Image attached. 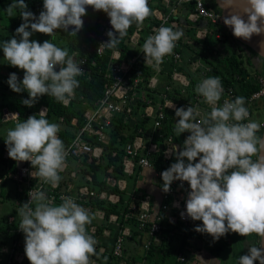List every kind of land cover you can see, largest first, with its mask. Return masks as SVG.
<instances>
[{
  "label": "clouds",
  "instance_id": "clouds-1",
  "mask_svg": "<svg viewBox=\"0 0 264 264\" xmlns=\"http://www.w3.org/2000/svg\"><path fill=\"white\" fill-rule=\"evenodd\" d=\"M218 6L227 11L223 23L234 37L247 41L264 35V0H219ZM87 7L109 18L112 30L99 47L110 49L117 47L134 23L140 27L152 15L149 0H43L38 16L28 10L25 0H15L4 9L9 17L19 10L22 20L10 39L0 41V50L10 66L23 70L22 80L16 73H10L7 80L13 92H27L23 105L32 107L45 95L65 105L75 99L85 61L51 39L41 43L30 37L33 33L52 37L57 30L76 37ZM182 35V30L172 26L155 29L142 46L144 63L158 68L165 56L172 55ZM259 47L264 55V40ZM224 91L216 75L197 83L195 92L211 107L208 113L198 106L175 107L169 102L178 118L176 136L189 135L182 146L171 145L166 153L174 155L175 162L161 172L162 191L169 192L174 181L187 182L190 191L181 217L201 222L194 231L213 241L229 232L241 237L255 234L258 243L249 246L236 264H264V135L259 134L264 124L250 118L243 96L219 103ZM46 111L26 120L14 114L16 122L4 143L10 159L30 162L31 177L57 188L60 173L67 167V151L58 135L60 125L50 122ZM27 195L28 201L18 207V228L24 234V253L30 264H94L91 257L96 255L98 241L87 227L94 218L90 210L71 196H62L56 204L41 188H32ZM188 264H220V260L194 254Z\"/></svg>",
  "mask_w": 264,
  "mask_h": 264
},
{
  "label": "built area",
  "instance_id": "built-area-1",
  "mask_svg": "<svg viewBox=\"0 0 264 264\" xmlns=\"http://www.w3.org/2000/svg\"><path fill=\"white\" fill-rule=\"evenodd\" d=\"M161 2L162 5L166 7L167 11L163 12L160 9H154L151 18L152 21L155 20L158 24H152L150 26L149 31L146 34L144 33L145 35L142 38V42H140V32H143L144 29L141 28V26L136 28L129 38L135 55L124 57L119 50L114 49L110 53L105 70L103 71L105 83L103 85L101 97L95 102L93 108L84 110L81 120L77 117L72 118L70 125L75 134L66 146L67 167L65 171L60 173L62 179L59 187L52 188L50 185L43 184L39 178L34 179L31 177L30 172L32 171V167L30 162H24L23 167H17V161H14L15 171H10L9 166L5 168V175L0 178V184L4 181H13L15 183V206L17 209L21 204L28 201L29 197L27 193L32 188L43 189L49 198L56 204L61 202L62 196H71L78 204L82 201H103L111 204L118 203L116 198H118L119 194L109 192L108 188H116L119 192H125L126 190L123 181L113 175L114 165L108 166L106 174L103 177L104 184L96 183L90 174L83 173L87 165H97L100 162L103 148L99 144L107 142L108 135L106 131L109 129L113 120L116 116H121L123 117L124 123H127L134 113V100H136V102L142 100V102H145L146 106L148 105L145 95L141 97L137 96V93H139L142 88L144 92H147L146 96H148L149 92L156 94L160 93L156 91L158 84L154 73L158 74L160 72L159 69L161 70L163 64H167L169 59L173 61L174 64L171 66V71L169 73L171 81L180 82V78L177 76V69H175V67L179 65L178 62L181 58L180 50H185L190 46H200L199 42L205 40V38L212 33L215 34L218 40H221V44L225 42L232 44L235 42L229 34H224L220 21V13L216 10H210L205 0H161ZM184 4L192 5L191 10H189L186 15L188 24L183 27L187 31H193L192 37L188 35L183 38L181 43L177 42L172 55L165 56L163 63L158 68L145 64L142 51L145 39L147 36L154 34L155 29L166 23H169L170 26L174 28L179 27L180 22L172 18L182 16L183 8L181 7ZM110 30H112L111 25L110 22L107 21L91 43H83L80 51L75 50L73 52L77 60L83 59L85 61L82 65L84 69V75L82 76H86L88 80H90L92 74H94L95 68H98L99 62L97 61L101 60L106 53V47L99 46L107 42L108 37L106 33ZM197 58L198 59L194 61L195 71L199 68H203L204 70L201 69L200 72L206 76V74L210 73L211 67L204 62L201 64L200 61L202 59H200V57ZM204 65L207 67L205 68ZM132 67H137V71L134 75L131 72ZM146 68L151 70L150 75H146L144 72ZM98 71L100 72L101 69L98 68ZM100 73L102 74V72ZM255 73L254 81L258 90L246 98V107L249 109L251 119L254 108L260 105L264 111V75L259 71ZM9 74L7 75L8 78ZM172 89L171 84L163 87L161 92L162 100L157 108V116L154 114V123L150 132L143 134L142 130H138L132 139L123 144L121 165L124 174H131L134 172L135 168H152L148 157L161 151L159 149L160 145L163 146L161 152L164 163L168 164L174 156L166 154L173 143V138L166 136L160 130L161 121L164 119L163 110L175 111L174 108H169L170 101L177 107V103L171 98ZM235 97L237 96L233 94L231 89L225 90L224 96L219 103H222L225 99L232 100ZM202 99L200 95H196L185 103V107L188 105L200 107V101ZM69 104L70 102L67 105H63L68 107ZM42 109H47V116L48 108L45 105L37 106L35 103L34 106L27 107L24 120L30 115L39 113ZM14 114H18L20 118L17 111H8L4 109L1 113V119L3 122H16L17 118ZM142 117H151V115L148 116L146 110H143ZM59 122H63V118H60ZM260 122L264 124V119L260 120ZM263 128L264 127H262L261 130H263ZM114 155L115 153H113V156ZM3 158L6 161L10 160L7 151L3 153ZM156 176H161V173L156 172ZM181 183H183L182 187ZM188 191H190V189L187 182L174 181L170 186V191L167 193L163 192V203L160 205L159 210L167 214L166 221L163 220L159 214L155 215L153 219H150L149 196H145L140 201L137 223L138 230L149 235V240L145 245L146 250L152 245L159 243L165 223L174 224L180 222L188 225L192 222L186 215L183 218L181 217V213L185 211V201ZM130 195L132 196V194ZM87 209H89L94 216L92 223L87 226L91 235H95L99 227V222L103 224V227H107L109 223L112 222L119 223L118 216L115 214H110L106 219L105 211L102 209L96 207L92 209L91 204L88 205ZM129 210L133 212L136 211V208L130 204ZM129 216L130 214L127 213L124 215V218H129ZM12 223V220L8 218L6 226L12 225ZM19 223L20 217L17 215L16 227L14 229L6 227L8 235H17L20 236V238L16 236L13 242L10 243V247H0V255L6 256L3 264H30L24 253V234L18 228ZM122 227L124 228L119 230V234L111 250V255L114 258L123 256L124 240L127 236H130L129 233H131L129 226ZM91 259L94 264H96V261L92 257ZM176 260L180 264H188L189 262L184 252L178 253ZM2 261L3 260L0 259V263H2Z\"/></svg>",
  "mask_w": 264,
  "mask_h": 264
},
{
  "label": "trees",
  "instance_id": "trees-1",
  "mask_svg": "<svg viewBox=\"0 0 264 264\" xmlns=\"http://www.w3.org/2000/svg\"><path fill=\"white\" fill-rule=\"evenodd\" d=\"M14 2L15 0H0V9L4 12L10 26L13 29H16L22 23V20L19 16V10H16V15L13 17H9L4 11V9L9 4ZM25 3L28 5V10L32 11L36 16H38L40 11L43 10V0H25ZM206 4L210 10L213 8L210 2L207 0H206ZM149 6L152 9V11L154 9H160L163 12L167 11L166 7L162 5L161 0H151V1L149 0ZM181 8H183L182 16L172 18L175 19L177 22H180L179 27L174 28V29L182 30L183 32L181 39L178 41L180 43L183 41V38L185 36L189 35V37H192L193 35L192 30L187 31L185 28H183L186 24H188V22L186 21V15L188 14L189 10H191L192 5L184 4ZM216 11L220 13L218 8ZM151 18L152 15L146 18L143 24L141 25L145 27L144 28L145 34L149 31V28L152 24H158L157 21L155 20L152 21ZM101 20H102V24L104 25L107 21H109V18L104 12L96 11L95 22L93 24L87 22L84 23L83 28L78 32L76 37H69L68 35H65L63 30L59 31V33L62 36L61 41H63V44H61V48H67L69 50L70 55L75 50L80 51L82 49L83 43H91V41L97 37L99 32L98 23H100ZM163 26H170V24L166 23ZM136 28L138 27L134 23L128 29V34L124 38H122L120 43L117 45V47L114 48L116 50H119L122 56L124 57L135 55V52L129 42V38ZM223 30H224V34L227 35L228 34L227 30L225 28H223ZM199 43L200 46L198 47L190 46L185 50H180V53L186 54V52L187 53L192 52L193 53L192 55L200 57V59H202L205 64L211 67L210 73L207 74V76L208 77L213 75L219 76L221 78L224 89L225 90L231 89L233 94H235L236 96H243L245 98H248L251 94H253L258 90V87L254 81L255 80L254 76L256 73L255 72L250 73L249 66L251 67L252 65L249 60L248 62L246 61V63L244 64L243 56L240 53L241 51L240 48H238V50L236 49L237 53L234 55L231 56L221 55L218 51L215 50L214 47L217 44L221 43V40H218L214 33L208 35L205 38V40ZM193 47H196V49L193 50L194 49ZM114 49L106 48V53L104 57L101 60L97 61L99 62L98 68L101 69L100 72H102V74L98 71V68H95L94 70L95 72L94 74H92L90 80H88L86 76L77 77V79L80 81V87L76 89L75 99H72L70 101L68 107L64 106L60 102H57L53 97L47 95L40 97L39 100L36 102L37 106L45 105L48 108V114L46 118L50 122L58 123L60 125L61 131L58 133V135L63 140L65 147L69 144V141L71 140V138L74 137L75 134L72 126L70 125L72 118L77 117L79 118V120H81L84 110L93 108L95 102L101 97L103 85L105 83V79L103 77V71L105 70L110 53ZM183 56L185 57V55ZM168 64L170 66L174 65L173 61H170V59L167 61V65ZM136 71H137V67H132L131 72L133 73V75L136 73ZM144 72L146 73V75L151 74V70L149 68H146ZM249 73L251 74V76ZM189 78L192 79V77L190 76ZM195 86L196 84L194 85L191 81L190 86L186 88V92L188 93V95L186 94L185 97L182 96L177 89H174L171 98H173V100L177 102V107H181V106L185 107V103L189 101L192 97L191 95L195 93ZM2 88L5 91H7L9 94L16 96L15 100L10 102H5L3 106H6L11 111H17L20 115V119L24 120V115L27 113V106L23 105L21 101L23 99L28 98L27 92H21V93L13 92L9 88L8 84L0 80V89ZM145 106L146 104L145 102H142V100H138L135 103V105H133L134 113L133 116H131V119H134L135 121L133 126H130L131 119H129L127 123H124L123 117L116 116V118L113 120L112 124L110 125L109 129L106 131L108 135L107 142L99 144L103 148V153L100 158V162L97 165H93V164L87 165V168L84 169L83 173L90 174L96 183L104 184L103 177L106 174V170L108 166L114 165V171H113L114 177L120 179L126 177V175L123 173V168L121 165V160L123 155L122 147L123 144H125L128 140L132 139L134 135H136L138 130H142L143 134L147 133L146 129L149 119L142 117V113ZM157 112L158 109H156L155 116H157ZM163 113H164V119L161 121V127H160L161 132H163L166 136L167 135L174 136V142L176 143L179 142V138L178 136H176L174 132V128H175L174 121L178 120V118L175 117V111L163 110ZM60 118H63V122H59ZM261 133L262 130H260L259 134L261 135ZM177 146H182V143H178ZM6 151L7 148L5 143L3 142L2 144H0V162L3 165L6 163V160L3 158V153ZM113 153H115L114 156ZM148 159L154 171L160 173L166 170L171 165V163H173L172 161H170L168 164L164 163L162 159L161 151L149 156ZM138 169L139 168H136L135 170ZM9 170L15 171L14 160L12 159L9 160ZM134 172L135 174L133 175V177L134 180H136V174L138 173L137 171ZM108 191L123 196L121 197L120 201L115 204H111L103 201H85V202L82 201L79 204L85 208H87L88 205L91 204L92 209H94L95 207L102 209L103 211H105L104 213L106 219L110 214L117 215L118 222L121 225L129 226L131 229V236L127 239L128 241L132 240L136 235L143 233L142 231L138 230L137 216L139 212L140 201L144 198V196L138 195L136 191H131L132 196L127 200L126 198L128 197H125L124 193L119 192L116 188L113 189L108 188ZM4 194L5 193L1 191L0 195L3 196ZM130 204H132L136 208V211L132 212L129 210ZM15 213H17L18 215L17 207L14 210H12L11 215ZM127 213H129L130 216L129 218L125 219L124 215ZM158 214L163 218V220L166 221V217H167L166 213H163L162 211L158 210L154 213V216ZM194 222H199L201 224L200 221H192V223ZM101 229L102 226L99 225L98 230ZM16 236L13 234H9V236L4 237V240L2 241L1 239L3 238H1L0 243L10 244L13 242ZM17 238H20V236H17ZM185 248H186V244H181L179 251H183ZM146 251L151 252L152 248H149ZM130 259L131 258H128L126 255H123L120 258H114L116 264H118L120 260H125L127 264H132L133 262Z\"/></svg>",
  "mask_w": 264,
  "mask_h": 264
},
{
  "label": "crops",
  "instance_id": "crops-1",
  "mask_svg": "<svg viewBox=\"0 0 264 264\" xmlns=\"http://www.w3.org/2000/svg\"><path fill=\"white\" fill-rule=\"evenodd\" d=\"M141 28L144 29L145 27L141 26ZM101 29L102 26L100 25L99 31ZM144 35L145 34L143 30V32H140V42H142V38L144 37ZM224 44L227 43L225 42ZM228 44L229 46L227 45V47L225 45H221L220 49L217 48L215 49L223 56H231L236 54L237 52H236L235 44L233 43L232 44L228 43ZM198 46L199 45H197L196 47ZM196 47H193L194 48L193 50H195ZM192 54H193L192 52H188V53L186 52V54L182 53L180 61L178 62L179 65L175 67V69H177L176 70L178 72L177 76L180 78V82H175V81L173 82V80L171 81V76H169V73L171 71V66L165 63L163 64L162 69L161 70L159 69L160 72L158 74L154 73L155 77L157 78V84H158L156 91L160 93L156 94L149 92L148 96H146L147 92H144L143 88L139 91V93H137V96L141 97L142 95L143 96L145 95V98L147 99L148 105L145 107L144 110H146V114L148 116L151 115V117H146L147 119H149L148 124L150 125L149 128L146 129L147 132L153 127L154 117H155L154 114L159 106V103L162 100L161 92L165 85H168V83L171 84V88H173L171 95L174 89H177L179 93L185 97L186 94L188 95V93L186 92V88L190 86L191 81L194 85L195 84L197 85V83L200 82L202 79L208 77L207 74L205 76V74L200 72L201 69L203 68H199L198 69L199 71L198 70L195 71L194 61L198 59L197 58L198 56ZM183 55H185V57ZM201 61L200 63L202 64L203 61L202 62ZM206 67L207 66H205V68ZM252 70H255V72L257 71L261 72L264 70V68L258 65V63H256V65L253 66ZM249 71L252 72L251 70ZM11 72L16 73L18 75V79L21 80L20 74L17 73L13 67L9 66L7 75ZM189 76L192 77L193 80L190 79ZM0 80L2 81V79ZM196 95H198L196 92L193 93V95H191L192 96L191 99L194 98ZM15 97L16 96L9 94L3 88L0 89V117L4 109L11 111L6 106H3V104L5 102H10L15 100ZM199 108L201 109L202 113H208L211 110L209 105L205 103L203 99L200 101ZM260 109L262 108L260 107ZM176 121L177 120L174 121V125ZM1 122H3L2 119ZM187 135H189V133L180 134L178 136L179 142L177 143L174 142V136L172 135H167V136L173 138L172 145H178V143L183 144V141L187 137ZM171 161L173 163L175 162V156L172 157ZM134 171H137L138 173L136 174V180H134L133 177L135 172H132L131 174H125L126 175L125 178H121V179L119 178V180H122L125 185L126 191L123 193L125 197H128L126 198L127 200L131 197L130 195L132 193L131 191H136L138 195H143L144 197L149 196V206L151 211L150 219H153L154 213L159 210L160 205L163 201V191L161 186L162 179L160 176H156V171H154L153 167L139 168L138 170H134ZM4 183L5 181L2 184H0V186L2 185L4 186ZM122 196L123 195L121 196L119 195L118 198H116V200H118L117 202H119ZM99 225L102 226L103 224L99 222ZM198 225H200L199 222H194V223L191 222L188 225H185L180 222L174 224L165 223L163 225L161 240H159V243L154 244L150 247L152 248L151 252H147L145 248L146 242L149 240L148 234L146 233L138 234L132 240L128 241L127 239L131 236V233H129L130 236H127L124 240L123 255H126L128 258H131L130 260L133 262L132 264H179L176 260V257L177 254L180 252H184L186 254L189 262L193 260L194 254H199L203 256L205 260L212 258H219L220 264H230V263L235 264V262L237 261L236 256L238 255V247L241 243L238 244L236 238H234V240L230 239V236L233 233L230 232L225 236L221 237L222 239L225 240L224 241L225 243L214 242V244H219V245H213L212 237L208 236L207 234H201L194 231V228ZM122 226L119 223L112 222L109 223L107 227L102 226L101 230H97L95 235L93 234V236L98 241L96 245V255L92 256V258L96 261V264H116L114 258L111 255V250L119 234V230L124 228ZM1 231L6 234L4 235V237L9 236L7 234L6 228H2ZM234 234L236 235V233ZM4 237H2L3 239H1V241L4 240ZM258 240L259 238L257 236L255 237V234L254 236L251 235L248 239L245 238L244 242H242V246L245 247L246 245L251 246L252 244H257ZM181 244H186V248L183 251H179ZM1 246L10 247L11 245L0 244V247ZM221 246H225L229 251H231L232 253L231 260H228L224 256L219 254L220 251H222ZM5 258L6 256L0 255V259L3 260L1 264L5 262ZM256 263L258 264V261ZM118 264H127V263L125 262V260H120Z\"/></svg>",
  "mask_w": 264,
  "mask_h": 264
},
{
  "label": "rangeland",
  "instance_id": "rangeland-1",
  "mask_svg": "<svg viewBox=\"0 0 264 264\" xmlns=\"http://www.w3.org/2000/svg\"><path fill=\"white\" fill-rule=\"evenodd\" d=\"M207 1H209L210 4L212 5V7H213L212 10H217V6L213 0H207ZM86 12H87V14L82 17L84 23L87 22V23L93 24L96 20V11H94L91 7H87ZM100 25L104 26L102 24V20L100 23H98V29H99ZM59 31H62V30H58L57 33H55V35L52 37H49L48 35L41 34V33H33V35L30 37V40H36V41L42 43L45 40L51 39V41L54 44H56L58 47L59 46L61 47V44H63V41H61L62 36L59 33ZM64 33H65V35H67L66 32H64ZM14 34H15V29H13L10 26L4 12L0 9V41H6V40L10 39ZM221 45H225L226 47H227V45L229 46L228 43L227 44L219 43L216 46H214V45L213 46L217 49H220ZM245 63H246V61L244 60V64ZM9 66L10 65L7 63V61L5 59H3V52H2V50H0V79H2V81L6 84H7V73H8V67ZM13 68L15 69V71L17 73L20 74L21 80H22L23 70H20V69L15 68V67H13ZM249 68L252 72L255 71V70H252L253 69L252 66L251 67L249 66ZM263 72H264V70L261 71V73H263ZM253 111L254 112L252 114L253 115L252 119L258 120V121L264 119V111H263V109H260L259 106H258V108H254ZM14 124H15V121L1 122V117H0V144H2L4 142V140L6 139V134H7L8 129L12 128L14 126ZM149 126L150 125L147 124V128H149ZM8 166H9V161H6V163L4 165L0 162V178H2L5 175V168ZM15 186L16 185L13 181H5L4 186L3 185L0 186V194H1V191H3L5 193L3 196L0 195V239L2 237H4V235H6L4 232L1 231L2 228L9 227L10 229H14L16 227L17 213L11 215L12 210H14L16 208V206H15V197L16 196H15V192H14ZM7 190H8V192H7ZM8 218H10V220H12L13 223H12V225L6 226V222H7ZM253 236H254V234H253ZM249 237L250 236L240 237V235H238V234L235 235L234 233L231 234V236H230L231 240H234V238H236L237 243L238 244L241 243L238 247V255L236 256V260L239 256L247 253L249 245H246L244 247V246H242V242H244L245 238L248 239ZM224 241L225 240L221 238L220 240L212 241V242H213V245H219V244H214V242L225 243ZM243 245H245V244H243ZM221 249H222V251H220L219 254L224 256L226 259L231 260V256H232L231 251H229L227 249V247H225V246H221ZM235 264H236V262H235ZM255 264H257V263L255 262Z\"/></svg>",
  "mask_w": 264,
  "mask_h": 264
},
{
  "label": "water",
  "instance_id": "water-1",
  "mask_svg": "<svg viewBox=\"0 0 264 264\" xmlns=\"http://www.w3.org/2000/svg\"><path fill=\"white\" fill-rule=\"evenodd\" d=\"M217 6V8L220 11V21H221V25L223 28H225L228 32V34L234 39V41L236 42V44L239 46V48H241L245 54L246 57V61L248 62V60L250 61L252 66H255L258 59H261L264 62V55H261V50L259 47V44L262 40H264V35L261 36H257V35H253L251 37L250 40H243V39H239L233 36L232 34V30L229 27H226L223 23V19L225 18V16H227V11L226 10H222L218 4H219V0H213ZM236 46V45H235ZM253 54L255 55V59H251L250 55ZM196 59V58H194ZM56 70L58 71L59 68L57 67ZM136 103V100L133 101V104ZM134 124V120L130 121V126H132ZM261 135H264V128L262 130ZM159 149L162 151L163 150V146L160 145ZM17 167H23L24 166V162H16ZM161 186H163V181L161 182Z\"/></svg>",
  "mask_w": 264,
  "mask_h": 264
},
{
  "label": "flooded vegetation",
  "instance_id": "flooded-vegetation-1",
  "mask_svg": "<svg viewBox=\"0 0 264 264\" xmlns=\"http://www.w3.org/2000/svg\"><path fill=\"white\" fill-rule=\"evenodd\" d=\"M233 44H235L236 46H235V48L238 50V48H239V46L236 44V42H234ZM241 49V48H240ZM237 50H236V52H237ZM240 51V50H239ZM240 53L242 54V56H243V60H245V54H244V52H243V50L241 49V51H240ZM255 55H253V54H251L250 55V58L251 59H255ZM257 63H258V65H260L261 67H263L264 68V62L261 60V59H258V61H257Z\"/></svg>",
  "mask_w": 264,
  "mask_h": 264
}]
</instances>
